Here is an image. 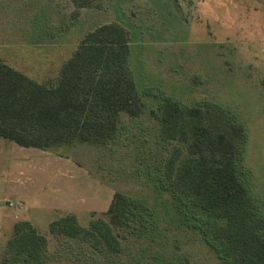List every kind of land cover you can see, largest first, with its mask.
Listing matches in <instances>:
<instances>
[{"label":"rangeland","instance_id":"374dc122","mask_svg":"<svg viewBox=\"0 0 264 264\" xmlns=\"http://www.w3.org/2000/svg\"><path fill=\"white\" fill-rule=\"evenodd\" d=\"M56 4L0 0V56L35 79L54 81L85 30L122 11L139 37L131 43V64L144 109L138 116L122 114L117 135L106 143L42 149L0 137V264L6 251L12 255L9 240L18 221L47 238L39 264H111L108 252L52 234L49 224L72 213L87 226L105 217L117 190L142 205L119 228L120 261L221 264L194 232L176 226L163 172L173 146L183 145L161 139L156 116L164 95L184 106L212 101L223 107L246 129L240 166L264 204V0H94L74 18L69 0ZM64 19L73 21L70 32L53 40L55 24Z\"/></svg>","mask_w":264,"mask_h":264},{"label":"trees","instance_id":"16d2710c","mask_svg":"<svg viewBox=\"0 0 264 264\" xmlns=\"http://www.w3.org/2000/svg\"><path fill=\"white\" fill-rule=\"evenodd\" d=\"M69 1L75 8L72 18L94 2ZM45 15L48 19L49 13ZM72 23L68 19L56 23L53 40L69 33ZM134 26L117 10L112 20L86 29L54 81L39 82L0 58V137L42 149L113 139L122 114L138 116L144 109L143 91L131 64V43L139 38L133 34ZM156 118L161 139L183 145L173 146L163 172L178 217L176 226L194 232L196 237L190 236L207 244L221 264H264V204L249 190L250 172L240 166L247 139L244 125L217 103L184 106L169 95L161 97ZM141 208L140 201L117 190L105 217L84 226L68 213L50 222L49 232L85 241L108 252L104 257L109 262L125 264L120 261L119 228ZM46 245L47 238L30 222L18 221L9 240L12 255L6 251L1 262L39 264Z\"/></svg>","mask_w":264,"mask_h":264},{"label":"crops","instance_id":"0c3cea01","mask_svg":"<svg viewBox=\"0 0 264 264\" xmlns=\"http://www.w3.org/2000/svg\"><path fill=\"white\" fill-rule=\"evenodd\" d=\"M1 34V33H0ZM69 57V56H68ZM67 57V58H68ZM0 58L1 59H3L4 61H6L8 64H10L11 66H13L11 63H9L7 60H5L2 56H0ZM67 58H65V59H67ZM63 62V61H62ZM61 62V63H62ZM61 63H59V65H61ZM14 67V66H13ZM14 68H16V67H14ZM16 69H18V68H16ZM19 70V69H18ZM21 71V70H20ZM22 72H24V71H22ZM25 73V72H24ZM28 75V74H27ZM30 76V75H29ZM31 77V76H30ZM33 78V77H32ZM33 79H35V78H33ZM35 80H37V81H39V82H46V81H42V80H38V79H35Z\"/></svg>","mask_w":264,"mask_h":264},{"label":"built area","instance_id":"2783aa9c","mask_svg":"<svg viewBox=\"0 0 264 264\" xmlns=\"http://www.w3.org/2000/svg\"><path fill=\"white\" fill-rule=\"evenodd\" d=\"M9 205H12L11 203H9Z\"/></svg>","mask_w":264,"mask_h":264}]
</instances>
